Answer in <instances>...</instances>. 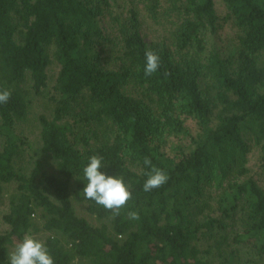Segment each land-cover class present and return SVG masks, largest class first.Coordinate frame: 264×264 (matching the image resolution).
<instances>
[{
    "label": "trees",
    "instance_id": "obj_1",
    "mask_svg": "<svg viewBox=\"0 0 264 264\" xmlns=\"http://www.w3.org/2000/svg\"><path fill=\"white\" fill-rule=\"evenodd\" d=\"M4 89L0 264L42 233L54 264L264 263V0H0ZM92 155L117 217L83 196Z\"/></svg>",
    "mask_w": 264,
    "mask_h": 264
},
{
    "label": "clouds",
    "instance_id": "obj_2",
    "mask_svg": "<svg viewBox=\"0 0 264 264\" xmlns=\"http://www.w3.org/2000/svg\"><path fill=\"white\" fill-rule=\"evenodd\" d=\"M144 75L150 77L160 68V56L154 50L145 51ZM11 92L7 89L0 90V104H7ZM103 156L92 155L86 166L83 167V179L86 181L83 188V196L86 200L94 201L96 205L103 207L113 217L120 215L121 209L132 198V193L122 178L106 175L101 171L105 166ZM143 164L150 171L146 173L147 179L142 190L146 193L162 187L168 181L167 173L152 164L151 159L145 157ZM128 218L138 220L137 212H129ZM7 264H54L46 244L31 234L24 235L14 249L8 254Z\"/></svg>",
    "mask_w": 264,
    "mask_h": 264
},
{
    "label": "rangeland",
    "instance_id": "obj_3",
    "mask_svg": "<svg viewBox=\"0 0 264 264\" xmlns=\"http://www.w3.org/2000/svg\"><path fill=\"white\" fill-rule=\"evenodd\" d=\"M217 2H218V0H217ZM48 109L50 110V106L43 104V102H40L38 104L36 111H42L43 110V111L47 112ZM34 113H36V112H34ZM23 128H24L25 132L27 133V135L30 136V139L32 138L31 140L35 141L37 138V134H38V131H37L35 125L34 124L33 125H27V126L25 125V127H23ZM253 164H255V162ZM8 206H9V200L5 199L2 207L0 208V221H1L2 216L8 210ZM5 229H6V227L2 223L1 227H0V231H3ZM35 238L43 241L45 239V234L42 233L40 235H37ZM242 255L243 256L241 257V260H242L241 262L243 264H249L252 262H254L255 264H264L262 261L255 259L254 254L251 251H245V252L242 251Z\"/></svg>",
    "mask_w": 264,
    "mask_h": 264
}]
</instances>
